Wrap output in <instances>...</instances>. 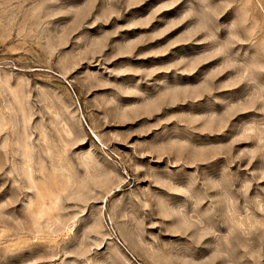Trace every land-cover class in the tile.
<instances>
[{"label":"rangeland","instance_id":"374dc122","mask_svg":"<svg viewBox=\"0 0 264 264\" xmlns=\"http://www.w3.org/2000/svg\"><path fill=\"white\" fill-rule=\"evenodd\" d=\"M0 264H264V0H0Z\"/></svg>","mask_w":264,"mask_h":264}]
</instances>
